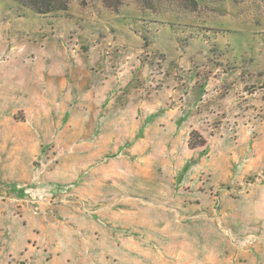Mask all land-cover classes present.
<instances>
[{
  "label": "rangeland",
  "instance_id": "374dc122",
  "mask_svg": "<svg viewBox=\"0 0 264 264\" xmlns=\"http://www.w3.org/2000/svg\"><path fill=\"white\" fill-rule=\"evenodd\" d=\"M119 2L0 0V264H264V0Z\"/></svg>",
  "mask_w": 264,
  "mask_h": 264
},
{
  "label": "trees",
  "instance_id": "16d2710c",
  "mask_svg": "<svg viewBox=\"0 0 264 264\" xmlns=\"http://www.w3.org/2000/svg\"><path fill=\"white\" fill-rule=\"evenodd\" d=\"M23 7L29 8L33 12L40 15H48L59 11H67L71 0H16ZM86 1V0H83ZM120 0H103L109 6L114 7L119 4ZM201 140L200 143H203ZM193 146L198 145L193 143Z\"/></svg>",
  "mask_w": 264,
  "mask_h": 264
}]
</instances>
